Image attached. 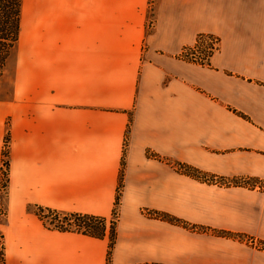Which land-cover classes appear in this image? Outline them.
I'll list each match as a JSON object with an SVG mask.
<instances>
[{
	"label": "crops",
	"instance_id": "1",
	"mask_svg": "<svg viewBox=\"0 0 264 264\" xmlns=\"http://www.w3.org/2000/svg\"><path fill=\"white\" fill-rule=\"evenodd\" d=\"M149 9L21 1L7 97L0 87L3 264H264L247 240L264 245V0H156L150 30ZM199 34L218 40L207 65L180 57ZM29 206L107 220L116 208L110 254L107 235L50 230Z\"/></svg>",
	"mask_w": 264,
	"mask_h": 264
},
{
	"label": "trees",
	"instance_id": "2",
	"mask_svg": "<svg viewBox=\"0 0 264 264\" xmlns=\"http://www.w3.org/2000/svg\"><path fill=\"white\" fill-rule=\"evenodd\" d=\"M21 1L22 0H0V77L2 74L1 70L3 66V61L8 55V50L14 47L18 39ZM204 37V34L197 35L195 43L191 46H186L181 53H188L190 55L194 54V48L199 46L201 38ZM213 52L214 50L205 52V56L207 55V64L209 63V57ZM180 56L183 57L184 54H180ZM189 61L191 60L189 59ZM8 139V133H6L5 140ZM6 153L7 152L5 151V155ZM4 165L5 168H3V170L1 171V176L5 179L4 181L7 184L8 162L4 161ZM175 168L182 173L207 182H214V180H218L219 184L250 185L249 180L247 182L239 180H227L223 177L208 174L184 163H175ZM120 189L121 182L119 183L118 195L120 193ZM28 210L35 213L42 220L45 227L50 230H55L59 232H76L96 238H103L106 233V218L104 217L64 212L60 210L44 208L41 206H29ZM156 215L160 219L166 220L168 222L179 223L184 225V222L170 216L167 213L159 212L156 213ZM219 234L224 236L232 235L228 232H219ZM108 237L110 254V250L115 241V224H111ZM0 264H3L2 244L0 249Z\"/></svg>",
	"mask_w": 264,
	"mask_h": 264
},
{
	"label": "rangeland",
	"instance_id": "3",
	"mask_svg": "<svg viewBox=\"0 0 264 264\" xmlns=\"http://www.w3.org/2000/svg\"><path fill=\"white\" fill-rule=\"evenodd\" d=\"M155 1L156 0H149V8L150 9L148 11V19H147V29H149V30L152 27L153 22H154L152 16H153V7H154V2ZM15 45H16V43H15ZM217 48H218V45H217L216 49ZM197 52H200V51L197 50ZM200 53H202V52H200ZM181 54H184L183 57L180 56L182 59L189 61V59L186 57L188 53H181ZM14 65H15V52H14V47H13V48L8 50V55L5 58V60L3 61V66H2V70H1L2 74H1V77H0V87L1 86L5 87V90L2 91L3 92V96H5V97H7L9 95V92H10V89H11V81H12ZM7 149H8V140H5L4 141V147H3V161H2L3 168H5L4 161H7V155H8V152H7L8 150ZM5 151L7 152L6 155H5ZM3 168H2V170H3ZM4 180L5 179L1 176V188L3 186L2 189L5 190V192H3V190H1V196L6 195V186H7V184L5 183ZM214 182L218 183V180H214ZM115 212H117L116 208L113 211V214ZM113 214L108 220L106 219V233H105V236L109 235V229H110L111 224H115V220L116 219L113 218ZM117 216H118V214H117ZM107 231H108V233H107Z\"/></svg>",
	"mask_w": 264,
	"mask_h": 264
},
{
	"label": "built area",
	"instance_id": "4",
	"mask_svg": "<svg viewBox=\"0 0 264 264\" xmlns=\"http://www.w3.org/2000/svg\"><path fill=\"white\" fill-rule=\"evenodd\" d=\"M218 45V40L215 36H212V35H205L204 38H201V42L199 43V46L195 47L194 48V54H188L186 57L188 59L191 60V62H196V63H200V64H203V65H207V55L205 56V52H209L211 50H214L216 49ZM197 50H199L200 52H197ZM3 188V186H2ZM3 192H5L4 189H2ZM0 213L3 214L4 213V210L2 209V206L0 208ZM113 218L114 219H117V212H115L113 214ZM248 241H250L251 243H257L258 245L257 246H260L262 249H264V245L263 244H259L258 242H256L255 240L251 239V238H248L247 239Z\"/></svg>",
	"mask_w": 264,
	"mask_h": 264
}]
</instances>
